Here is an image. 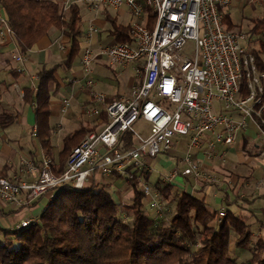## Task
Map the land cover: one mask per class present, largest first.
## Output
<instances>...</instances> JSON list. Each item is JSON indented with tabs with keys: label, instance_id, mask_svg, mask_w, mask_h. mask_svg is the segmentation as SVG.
<instances>
[{
	"label": "built area",
	"instance_id": "1",
	"mask_svg": "<svg viewBox=\"0 0 264 264\" xmlns=\"http://www.w3.org/2000/svg\"><path fill=\"white\" fill-rule=\"evenodd\" d=\"M58 1L65 11L73 5H84L95 12L102 7L125 9L134 19L133 41L94 48L88 41L98 27L89 28L81 57L90 96L83 112L103 126L88 133L72 149L60 174L54 172L52 158L45 155L39 166L32 159L23 161L28 172L38 171L31 181L0 175V197L5 202L30 204L50 190L82 188L104 176L137 177L141 190L150 197V207L162 215L172 207L164 204L159 189L144 180L146 173L153 170L154 159L160 153L171 152L177 137L186 135L189 142L182 156L185 166H175L163 181L172 182L183 176L216 183L218 177L203 167L194 151L213 160L218 155L217 146L233 144L237 135L248 128L249 121L259 130L261 146L257 158L262 161L264 185V71L246 46L247 34L227 29L221 11L262 4L264 0ZM149 10L155 13L151 26ZM0 33L14 34L1 10ZM189 41L193 46L187 51ZM102 56L114 67L133 64L138 81L128 95L113 98L95 88L92 64ZM13 57L25 61V55L18 50ZM69 106L70 99H64L62 111ZM140 118L151 124L147 137L135 134L134 125ZM125 132L133 133L135 144L124 146L121 136ZM219 215L221 223L226 211H219ZM36 221L25 219L18 227Z\"/></svg>",
	"mask_w": 264,
	"mask_h": 264
},
{
	"label": "trees",
	"instance_id": "2",
	"mask_svg": "<svg viewBox=\"0 0 264 264\" xmlns=\"http://www.w3.org/2000/svg\"><path fill=\"white\" fill-rule=\"evenodd\" d=\"M0 10L14 31L20 52L27 53L40 38L57 30L69 38L65 64L70 66L79 56L83 36L80 5L65 11L58 0H0ZM104 10L108 32L115 42H132L131 23L124 24ZM221 11L226 28L232 30L236 24L231 18V7ZM248 20L246 46L264 71V13ZM154 21L155 13L149 10V25ZM56 70L57 66L43 67L37 86L27 87L22 97L35 104L37 135L49 152L51 85L57 82ZM10 72L19 73L15 68ZM16 119V113L1 112L0 127ZM91 123L65 137L60 163L54 168L56 174L63 172L72 149L96 128ZM121 140L125 147L137 141L131 132L123 133ZM7 171L4 165L0 175L8 177ZM149 177L150 173H146L144 180L149 182ZM126 181L133 188V202L124 206V212L132 215L130 221L120 217V203L99 179L82 188L58 187L47 192L53 198L39 221L14 229L0 224V264H264V238L252 244L250 224L241 216L228 210L221 223L215 225L212 221H218L219 212H212L205 198L160 179L154 187L172 209L165 217L151 215L145 208L147 195L139 188L141 180L128 177ZM232 233L237 235L236 247L251 251L249 258L240 259L233 254Z\"/></svg>",
	"mask_w": 264,
	"mask_h": 264
},
{
	"label": "crops",
	"instance_id": "3",
	"mask_svg": "<svg viewBox=\"0 0 264 264\" xmlns=\"http://www.w3.org/2000/svg\"><path fill=\"white\" fill-rule=\"evenodd\" d=\"M85 9L92 21L89 28L92 25L98 27V30L92 33L88 41L94 48L115 42L114 37L108 32L109 24L105 18L104 9L116 15L118 20L124 24L131 23L132 21L131 16L128 21L121 20L120 17H125L127 15L125 9L102 7L96 12L88 10L87 7H85ZM88 30L86 32L83 30L82 43L85 45L88 43L85 38ZM62 45H66V47L62 48ZM17 50L20 52L14 34L0 33V72L1 67H9V73L11 74L7 78H0V113L12 112L17 114L15 122L6 127H0V169L6 165L8 177L12 180L31 181L36 178L38 171L28 172L23 161L32 159L37 166H39V162L43 157L49 155L53 159V169L57 167L60 163V154L63 150V141L65 137L73 135L76 130L81 126H86L88 123L83 112V105L89 101L90 96L88 89L85 87V74L81 64L83 53L81 54L80 51L81 55L79 54L70 66L65 64L67 55L70 51L69 38L67 36L61 34L57 30H51L50 34L40 38L27 53H22L25 55V61L23 62L14 59L13 54ZM96 63H98L96 71L99 72L102 69H99V62L96 61ZM107 63L113 70L114 78L109 80L107 78L98 79L95 87L105 86L109 88V91L106 93L113 98L128 95L132 87L138 81L133 64L114 67L109 61H107ZM45 66H57V70L55 71L57 82L51 85V115L49 118V124L52 127L50 137L52 144L51 152L42 147L39 141L35 117V104L25 102L22 99L27 87L37 86L38 73ZM11 68H15L16 70L21 68V71L17 70L19 73L15 75L10 72ZM128 69H131L135 75H125ZM107 80L109 81L108 84ZM115 80H117V82ZM111 83H117V86L113 88L114 90L111 89ZM121 86L124 87L122 91L120 90ZM64 99H70V106L65 112L61 109ZM7 107H11L12 110L6 111ZM217 107H221V104L217 103ZM91 125L96 127L91 131L100 130L103 126L101 121H94ZM17 126L19 127V131H16ZM188 142L189 137L186 135L177 137L176 145L171 153H160L155 158V161L163 162L161 155L164 154L169 156V160H171L174 167L179 166L183 168L185 164L182 161V156L187 150ZM260 146L259 130L258 128L256 130L250 126L237 135L233 144H219L217 146L218 155L213 160L204 159L201 151H194L196 159L203 164V167L218 177V181L211 185L225 192L226 203L228 205L234 204V206L239 209H243L245 207L244 205H247L245 208L248 212L247 218H254L256 222L253 221V224H260L259 233L256 234L252 231V238L256 237V239L260 237L264 238V185L261 184L263 170L262 161L257 158ZM247 166L250 168L247 169ZM239 167L240 173L236 174L234 170ZM106 177L116 176H104L101 178ZM176 178L181 179V181L177 183H180L183 187H179H182L184 190H186L188 186L192 189H197L198 183L201 185L200 188L202 189L208 187V184L204 185L201 180H197L194 177L186 179L183 176H177ZM175 179L171 182L172 184H174ZM161 180L163 181V179ZM132 196L133 192L130 197ZM119 197L122 199L120 194ZM52 198L53 194L49 192L35 199L30 204L17 205L5 202L0 197V224L6 227L12 222L13 218L16 221L17 228L25 219L34 218L39 221L40 215L44 212ZM228 205H226V207L221 206L217 212L230 210L227 207ZM155 215L158 216L156 212ZM237 215L241 216L240 214ZM241 217L250 224L251 228L253 224L250 223L245 216ZM212 223L215 224L214 221H212ZM236 239L237 235L234 241H230L231 251L235 252L236 256L240 259L249 258L251 256V251L236 247Z\"/></svg>",
	"mask_w": 264,
	"mask_h": 264
},
{
	"label": "rangeland",
	"instance_id": "4",
	"mask_svg": "<svg viewBox=\"0 0 264 264\" xmlns=\"http://www.w3.org/2000/svg\"><path fill=\"white\" fill-rule=\"evenodd\" d=\"M81 9H82V17H83L82 26H83V30L86 32L88 30L89 26L92 24V21L90 20L89 15H88L84 5H81ZM230 13H231V18H232L233 22L236 24L235 26H233L232 29L237 31V32H239V31L240 32L241 31L247 32L248 22H249L248 18L264 13V2L262 4L247 5L242 9L239 6H232ZM130 16L131 15L127 12V15L125 17H120V18L123 21H128ZM131 18L133 21L134 19L132 16H131ZM253 39H254V37L252 38V40ZM192 46H193V42L189 41L187 44V51H190ZM84 47H85V44L82 43L81 54L83 53ZM256 47H258V44H256ZM96 61L99 62V65H100L99 69H102L99 72L96 71L97 70L96 68L98 67V63H96ZM96 61L92 64V74H91V76L93 77V79L95 81H98V79H104V78L105 79L107 78L108 80L111 78H114L113 70L109 67V65L107 63V61H108L107 57H104V56H102V58L99 57V58H97ZM9 75H11L9 73V67H1L0 78H7V77H9ZM125 75H135V74L131 69H128V70H126ZM108 80H107V84L109 83ZM115 81L117 82V80H115ZM111 85H112L111 89L114 90L113 88H114V86H117V83H111ZM96 89L104 91V92L109 91V88H106L105 86H98V88H96ZM123 89H124V87L121 86L120 90L122 91ZM10 110H12L11 107L6 108V111H10ZM86 118H87L88 122L89 121L94 122L93 120H90L87 116H86ZM250 126L257 130L255 124L252 123L251 121H249L248 127H250ZM16 131H19L18 126H17ZM134 131H135V134L138 136L147 137V136H149V134L151 132V124L146 119L140 118L134 125ZM161 157L163 159V162H157V161H155V159L153 161V165H152L153 170H152L150 177H149V184L153 187H154V183L156 182L157 179H159V178L163 179L174 168V165L172 164L171 160H169L170 158L168 155L163 154V155H161ZM249 168L250 167L247 166V169H249ZM239 169H240V167L238 169L234 170L236 172V174L240 173ZM98 179L101 183L107 184L108 190L112 193L114 198L117 199V202L120 203V210H119L120 217L124 221H127V220L130 221L132 218V215L130 213L126 214L124 212V206L129 205L133 202L132 197H130V195L133 192V188L131 187V185L126 181V179L124 177H106V178H98ZM178 181H181V179L180 178L175 179V182H174V184L176 185L175 188L183 191L184 190L182 188L183 186L180 185V183H177ZM161 182L165 183L162 180H161ZM179 186H182V187H179ZM140 187H141V183H140L139 188ZM200 187H201V185L198 183L197 189H192L191 187L188 186V187H186V190H187V192H190L199 198L205 197L206 201L209 203V208L212 212L217 211L219 208H221V206L226 207V205H228L226 203V200H225L226 194L224 191L218 190L214 185H211V184L210 185L208 184V187L205 189H202ZM119 194L122 197V199H120ZM231 194H232V192H231ZM144 202H145L146 210L151 215H155L154 210H152L150 207V197L149 196H146L144 198ZM244 206L245 207L243 209H239L238 207L234 206V204H229L227 207L230 210H232L233 212L240 214L241 216H245V218L250 223L253 224V221H255V219L254 218L251 219L249 217L247 218L248 212L245 209L247 205H244ZM168 212H170V211H168ZM166 214H167V211L162 213V215H158V216L165 217ZM29 219H32V218H29ZM214 223H215V225H218L217 220L216 221L214 220ZM5 228H8V229L16 228L15 219L12 218V222H10ZM259 228H260V224L255 223L252 225L251 230L257 234V233H259ZM235 236H236V234L232 233L231 240H230L231 242L234 241ZM256 240H257L256 237H253L251 240V243L253 244ZM239 251H241V250H239ZM233 254L236 256L235 252H233Z\"/></svg>",
	"mask_w": 264,
	"mask_h": 264
}]
</instances>
